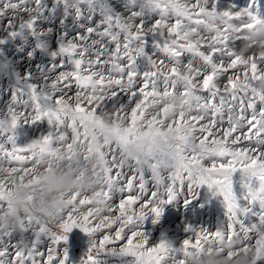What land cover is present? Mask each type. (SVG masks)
Wrapping results in <instances>:
<instances>
[{
    "label": "rangeland",
    "instance_id": "obj_1",
    "mask_svg": "<svg viewBox=\"0 0 264 264\" xmlns=\"http://www.w3.org/2000/svg\"><path fill=\"white\" fill-rule=\"evenodd\" d=\"M83 263L264 264V0H0V264Z\"/></svg>",
    "mask_w": 264,
    "mask_h": 264
},
{
    "label": "bare ground",
    "instance_id": "obj_2",
    "mask_svg": "<svg viewBox=\"0 0 264 264\" xmlns=\"http://www.w3.org/2000/svg\"><path fill=\"white\" fill-rule=\"evenodd\" d=\"M50 3V2H49ZM52 4V3H51ZM117 7V6H116ZM58 9V8H57ZM119 11V10H118ZM121 11V10H120ZM137 14V13H136ZM129 15H131V14H129ZM138 15V14H137ZM134 16H135V13H134ZM141 16V15H140ZM138 18H139V16H137ZM40 20V19H39ZM60 24V23H59ZM57 25V24H56ZM57 26H59V25H57ZM60 28V27H59ZM90 28V27H89ZM137 28H138V26H137ZM149 30V29H148ZM61 32V31H60ZM122 32V31H121ZM147 32V31H146ZM149 32V31H148ZM126 33V32H125ZM91 35V34H90ZM121 36V35H120ZM134 36V35H133ZM97 37V36H96ZM121 40V39H120ZM122 40H124V39H122ZM123 43V42H122ZM127 43V42H126ZM125 44V43H124ZM93 45V44H92ZM125 47V46H124ZM156 47V46H155ZM123 48V47H122ZM127 48H128V46H127ZM110 49V48H109ZM157 49V48H156ZM163 49V48H162ZM114 50V49H113ZM113 50H112V52H113ZM158 50V49H157ZM81 51V50H80ZM95 51V50H94ZM97 51V50H96ZM93 52V51H91L90 50V53L89 54H93L94 56H96V57H101V54L99 53V52ZM128 51V50H127ZM156 51V50H155ZM82 52V51H81ZM116 52V50L114 51V53ZM88 53V52H87ZM154 53V52H153ZM157 53V52H156ZM166 54L167 53H164L162 50H160L159 51V53H158V55H159V57L160 58H166L167 56H166ZM83 55V54H82ZM105 55V54H104ZM117 55V54H116ZM119 55V54H118ZM152 55V54H151ZM156 55V54H155ZM86 56H87V54H86ZM92 56V55H91ZM106 56V55H105ZM111 57H113V55L111 56ZM123 57H125V56H123ZM93 58V57H92ZM110 58V57H109ZM90 59V58H89ZM118 59H119V57H118ZM121 59V58H120ZM167 59V58H166ZM165 59V60H166ZM156 61V60H155ZM158 63V62H157ZM156 63V64H157ZM161 63V62H160ZM159 63V64H160ZM101 64V63H100ZM190 65V64H189ZM198 65V64H197ZM191 66H192V63H191ZM44 70V69H43ZM237 71H239V70H237ZM49 73V72H48ZM209 74H210V72H208ZM225 73V72H224ZM224 73H222V72H218L216 75H213L215 78V80L216 81H222L223 79H225L226 77H228V78H230V77H233V76H231L230 74L228 75H226V74H224ZM235 74V73H234ZM237 74V73H236ZM43 75V74H42ZM211 75V74H210ZM211 77V76H210ZM206 78H208V79H211V78H209V75H207V77ZM235 79H236V77H235ZM212 80V79H211ZM229 80V82H230V79H228ZM233 81H235L236 82V80H233ZM237 83H235V85H236ZM62 88V87H61ZM70 88V87H69ZM262 89V88H261ZM154 96V95H153ZM242 96L244 97V99L247 101V102H250V106L251 107H256V106H262V102L260 101V100H258L257 99V97H256V94H254V93H249L248 92V94H242ZM92 98V97H91ZM152 102V101H151ZM181 102V101H180ZM190 102V101H189ZM93 104V103H92ZM88 105V104H87ZM91 105V104H90ZM89 105V106H90ZM95 105V104H94ZM104 105V104H103ZM102 105V106H103ZM100 107V106H99ZM161 111V110H160ZM259 113H260V110H259ZM158 115V114H157ZM166 115V114H165ZM232 128V127H231ZM250 128V127H249ZM217 131V130H216ZM233 131V130H232ZM215 132V131H214ZM232 133V132H231ZM242 134V133H241ZM47 135V134H46ZM158 137V136H157ZM232 138V137H231ZM159 139V138H158ZM225 139V138H224ZM51 140V139H50ZM235 140V139H234ZM88 142V141H87ZM104 143V142H103ZM165 143V142H164ZM59 145V144H58ZM110 146V145H109ZM108 146V147H109ZM62 148V147H61ZM161 148V147H160ZM112 151H114V149L112 148ZM55 156V155H54ZM112 156V155H111ZM52 157V156H51ZM38 161V160H37ZM40 162V161H39ZM57 162V161H56ZM31 168V167H30ZM117 169V168H116ZM125 172V171H124ZM143 172V171H142ZM82 174V173H81ZM79 175V174H78ZM123 176V175H122ZM87 179V178H86ZM95 180V179H94ZM58 181V180H57ZM57 181H56V183H57ZM77 183V182H76ZM85 183V182H84ZM59 184V183H58ZM85 185V184H84ZM81 187V186H80ZM83 189V188H82ZM211 212V211H210ZM10 217V216H9ZM205 220L206 219H204V220H202V222L204 223L205 222ZM3 223V222H2ZM4 226V225H3ZM31 233H33V232H31ZM30 233V234H31ZM104 234V236H108V233H103ZM96 235V234H95ZM92 238H93V240H95V241H97L100 245H104V246H109V244L107 243V242H105V244L103 243V241L100 239V238H98L97 236H92ZM51 241H54V239L52 238V239H50ZM111 242V241H110ZM83 264H92V263H83Z\"/></svg>",
    "mask_w": 264,
    "mask_h": 264
}]
</instances>
